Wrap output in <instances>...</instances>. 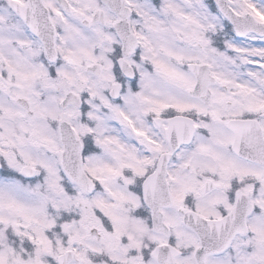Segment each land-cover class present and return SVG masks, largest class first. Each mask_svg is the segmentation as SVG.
Wrapping results in <instances>:
<instances>
[{"label":"snow or ice","instance_id":"1","mask_svg":"<svg viewBox=\"0 0 264 264\" xmlns=\"http://www.w3.org/2000/svg\"><path fill=\"white\" fill-rule=\"evenodd\" d=\"M0 264H264V0H0Z\"/></svg>","mask_w":264,"mask_h":264}]
</instances>
